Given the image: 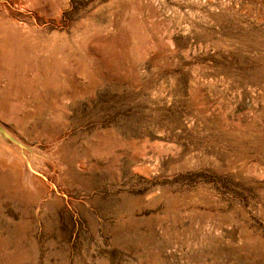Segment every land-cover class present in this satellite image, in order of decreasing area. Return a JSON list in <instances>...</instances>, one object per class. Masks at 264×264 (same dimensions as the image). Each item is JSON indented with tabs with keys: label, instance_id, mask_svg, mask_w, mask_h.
Instances as JSON below:
<instances>
[{
	"label": "rangeland",
	"instance_id": "rangeland-1",
	"mask_svg": "<svg viewBox=\"0 0 264 264\" xmlns=\"http://www.w3.org/2000/svg\"><path fill=\"white\" fill-rule=\"evenodd\" d=\"M217 1L175 14L135 85L106 88L96 115L27 141L55 152L39 233L51 264H264V0Z\"/></svg>",
	"mask_w": 264,
	"mask_h": 264
},
{
	"label": "bare ground",
	"instance_id": "bare-ground-1",
	"mask_svg": "<svg viewBox=\"0 0 264 264\" xmlns=\"http://www.w3.org/2000/svg\"><path fill=\"white\" fill-rule=\"evenodd\" d=\"M213 1L0 0V220L6 222L0 229V264L55 260L54 239L46 236L42 245L39 234L42 214L56 206L53 200L43 202L50 190L45 177L55 164V152L41 153L28 143L32 135L56 139L70 134L71 122L80 121L85 113L96 115L94 103L106 88L135 85L136 64L147 63L158 41L171 36L166 25L175 14L193 13L200 6H213ZM219 1L228 7V0ZM29 106L33 109L25 112ZM31 116L40 122L28 124ZM73 129L84 131V126L78 123ZM77 167L83 170L85 163ZM7 207L20 214L17 219ZM27 208L32 210L31 221L23 218Z\"/></svg>",
	"mask_w": 264,
	"mask_h": 264
}]
</instances>
